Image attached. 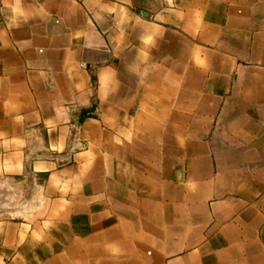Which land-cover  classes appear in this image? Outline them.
<instances>
[{"label": "crops", "instance_id": "0c3cea01", "mask_svg": "<svg viewBox=\"0 0 264 264\" xmlns=\"http://www.w3.org/2000/svg\"><path fill=\"white\" fill-rule=\"evenodd\" d=\"M9 187L0 264H264V0H0Z\"/></svg>", "mask_w": 264, "mask_h": 264}, {"label": "built area", "instance_id": "2783aa9c", "mask_svg": "<svg viewBox=\"0 0 264 264\" xmlns=\"http://www.w3.org/2000/svg\"><path fill=\"white\" fill-rule=\"evenodd\" d=\"M85 143L81 137V128L79 125H73L71 128V132L68 137V145H67V152L69 154H74L77 151H81L85 148ZM49 158L51 161L63 165L70 163L69 158H61L59 155H50Z\"/></svg>", "mask_w": 264, "mask_h": 264}, {"label": "rangeland", "instance_id": "374dc122", "mask_svg": "<svg viewBox=\"0 0 264 264\" xmlns=\"http://www.w3.org/2000/svg\"><path fill=\"white\" fill-rule=\"evenodd\" d=\"M10 190H11V194L14 196L13 204L11 205V207H6L7 205L5 206L3 204L8 203L7 198L0 197V217H2V216L3 217L4 216H18L16 214V212H17L16 208L19 205L22 207L23 205L26 204V202H29L28 199H23V198L19 199L18 190L16 188L14 189V187H13V189L10 188ZM20 190H22L23 192L24 191H28L29 192V191L33 190V183L30 182V181L26 182V184L23 186V188H20ZM20 212H22V211H20Z\"/></svg>", "mask_w": 264, "mask_h": 264}]
</instances>
